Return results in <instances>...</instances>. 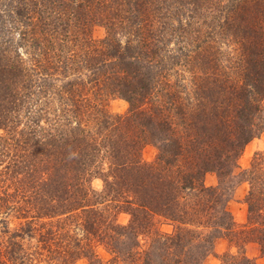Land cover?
Listing matches in <instances>:
<instances>
[{
	"label": "trees",
	"instance_id": "16d2710c",
	"mask_svg": "<svg viewBox=\"0 0 264 264\" xmlns=\"http://www.w3.org/2000/svg\"><path fill=\"white\" fill-rule=\"evenodd\" d=\"M263 133L264 0H0V264H202L218 238L236 250L220 264H255L264 150L241 173L245 224L228 203ZM156 214L185 228L159 234Z\"/></svg>",
	"mask_w": 264,
	"mask_h": 264
},
{
	"label": "rangeland",
	"instance_id": "374dc122",
	"mask_svg": "<svg viewBox=\"0 0 264 264\" xmlns=\"http://www.w3.org/2000/svg\"><path fill=\"white\" fill-rule=\"evenodd\" d=\"M104 35V30L101 27H95L93 30V36L95 38H102ZM128 110V103L121 98H114L109 102V111L114 115H124ZM264 150V133L258 138L252 140L242 151V154L238 160V168L235 170V177L233 181L235 183L234 189L231 193V198L228 203V211L230 212L234 222L241 226L245 224L247 219V207L243 202V199L247 193L248 185L240 181L241 173L247 170L250 166L251 159L253 155L258 151ZM157 151L154 146L146 145L141 151V158L144 163L150 164L156 158ZM206 186H215L217 179L214 174H207L205 176ZM91 187L96 191H101L103 189V182L99 178L92 179ZM127 194L125 190L122 194ZM123 209L119 211L116 216V222L120 226H127L131 220L130 213L126 208V204H122ZM126 208V209H125ZM7 222L9 223V228L14 229L18 227L19 220L15 219L13 215L7 217ZM152 230L157 231L159 234L172 235L174 234L176 227L185 228V226L175 223L173 220L169 219L164 215L156 214L153 216L151 221ZM140 243L142 245V250L148 247V238L146 234L140 237ZM97 255L104 261H107L111 256L102 248L98 247L96 249ZM230 251L235 253V249H229L228 243L225 238H218L214 240L213 250L210 255H208L202 264H220L219 257L224 253ZM245 255L252 259L255 264H264V254H261L254 244H248L245 249ZM74 264H88L85 259H80Z\"/></svg>",
	"mask_w": 264,
	"mask_h": 264
}]
</instances>
